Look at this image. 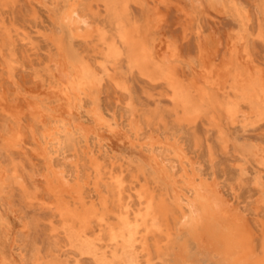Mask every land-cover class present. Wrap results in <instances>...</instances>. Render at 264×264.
<instances>
[{"label":"rangeland","instance_id":"1","mask_svg":"<svg viewBox=\"0 0 264 264\" xmlns=\"http://www.w3.org/2000/svg\"><path fill=\"white\" fill-rule=\"evenodd\" d=\"M65 1L0 0V171L9 176L2 177L0 182V263L130 264L133 260V264H227L216 253L217 245L205 234L195 240L186 230L174 227L172 218L168 237L167 232L154 238L152 234L146 235L144 229L140 230V235L146 237L144 248L136 241L128 250L122 248L124 240L119 238L117 244L110 240L109 230L121 229L116 216L117 199L111 192L116 183L108 173L112 163L121 166L115 167L113 173L123 176L124 201L133 212L145 210V200L140 204L137 197L140 192L145 196L154 191L157 200L169 199L171 194L166 179L155 171L158 166L151 165L155 154L145 150L143 140L133 141L134 136L128 131L130 122L139 124L141 137L162 139L169 133L177 135V146L183 147L195 171L207 175L208 182H214L231 207L236 208L228 210L235 219L241 218L239 221L252 232L259 249L264 234V117H255L256 107L246 99V93L230 83L234 64L227 44L242 39L240 47L248 54L253 76L264 85L262 0H215L214 6L208 0H69L76 1L79 14L90 25L84 28L80 24L82 37L76 36L79 24H73L71 37L66 26L57 21ZM125 36L145 40L153 56L164 45L163 49L169 51L168 61L161 67L153 64L154 68L147 71L139 67L123 42ZM156 45L161 46L156 48ZM70 46L76 58L93 72L96 70V78H100H95L96 92L82 96L84 109L80 112V121L89 125L86 105L93 103L117 125L111 126V134L103 130L102 146L94 144L91 137L85 147L83 140L75 137L74 143H79L76 149L52 154L49 167L36 155V139L47 117L43 114L39 123L35 116L40 110L33 113L31 105L41 102L54 108L59 103L53 91L57 81L53 61ZM200 52H206L204 57L212 60L207 66L209 74L201 70ZM101 66L107 67L104 70ZM215 71L221 72L217 74L219 78ZM226 74L228 80L224 78ZM221 78L228 81V85L224 84L227 89L222 87ZM195 86L204 88L205 95ZM183 89L190 102L193 101L191 104L199 108V114L192 111L196 117L188 125H180L178 121L184 110ZM232 104L242 114L233 126L226 117V110ZM89 152L104 160L108 169L102 168L96 173L91 167ZM166 160L172 161L177 173L180 172L173 155ZM61 175L68 179L67 185L60 184ZM70 187L82 189L86 207L93 201L98 214L106 210L105 219L110 226H100L93 218L86 237H72L61 213L54 208L59 203L74 207L67 194ZM75 208L78 213L83 210L80 205ZM79 225L74 222L75 231L80 229ZM156 242L161 246L158 251ZM127 250L132 254H125ZM92 252H96L97 258L94 259Z\"/></svg>","mask_w":264,"mask_h":264},{"label":"bare ground","instance_id":"2","mask_svg":"<svg viewBox=\"0 0 264 264\" xmlns=\"http://www.w3.org/2000/svg\"><path fill=\"white\" fill-rule=\"evenodd\" d=\"M214 1L215 0H208V3L211 6H214L215 5ZM77 7H78V4L76 3V1L71 2L69 0H66L63 8L61 9V11L59 12L58 17H57V21L60 24H64L66 26V29L69 32V34H71V37H73V35H74L73 34V24H75V23L79 24V27L77 30L78 33L76 35L78 37H82V35L79 34L82 32L81 28H80V24H83L84 28L90 27V25L88 24L85 17L83 15L79 14ZM261 11H262V15L264 16V0H262V10ZM236 16H238V14ZM249 19H250V17H249ZM263 19H264V17H263ZM66 29H64V30L66 31ZM148 31H149V29H148ZM197 33H198V31H197ZM150 36H152V35H150ZM242 37H244V36H242ZM137 38L134 36H125L123 42H124V44H126L128 46L131 58L135 60V62L139 65V67H141L147 71L149 69L154 68L153 64H155V66L157 65V66L161 67V66H163V63H166L168 61L169 56H168L167 52H169V51H166V49H163L164 45H163V47L160 45L162 49L157 50V52L153 56V54L151 53V51L149 50V48L147 46V42L145 40L138 41ZM139 39H140V37H139ZM241 40L242 39H238L236 42L233 41V42L227 44V49L230 53V59L231 60L233 59L231 61V63L234 64V66H232V73H231V75H229V76H231V77H229V78H231L230 83L235 84L236 85V87L234 86L235 88L239 89L240 91L243 90L244 91L243 93H246L245 94L246 99L253 105V107H256L255 108V114H256L255 117L262 118V117H264V85L261 84L260 80L256 81L258 78L257 79L254 78L253 70L248 63L249 60L247 59L248 57L246 56L248 54L246 53L245 50H242V47H240V46H242L239 43ZM55 41H56V39H55ZM159 47H157V45H156V48H159ZM72 48L73 47L70 46L67 51H64V53H60L59 58L57 60L54 59V61H53V63H54V67H53L54 71L53 72H55V76L57 79L56 83H54V86H53L54 90L53 91H55L56 95H58L57 98H58L59 103L57 104V106L54 108H51V106H49V104H43L41 102L35 103V105H33V106L31 105L33 113L35 110H40V114L36 113L37 115L35 116V118L37 119V121L39 123L42 122V118L44 117V115L47 117V120L45 121V123L42 124L44 128L42 129V132L39 134V137L36 139V145L38 146V152L36 155H37V157H41L47 163V166H49V167L52 166V164H51L53 161L52 154L57 155L61 152L64 153L66 150H69L72 147L74 149H76V147H77L76 144H79V143H74L75 137L81 138L83 140V143H84L83 145H85V147H88L86 144H88V140L91 137L93 138L94 144L97 143L98 145H101L102 141H104L102 139L103 133H104L103 130H105L106 132L111 134L112 133V127L111 126L117 125L115 122L113 124L111 121H109L105 117V115H102L101 111L93 103L91 105L90 104L86 105L88 109L85 111V113L89 118V125H87L86 123L84 124L80 121V119H81L80 112H81V110L84 109V105L82 104V96H86V97L91 96L93 93L96 92V87H95V83L97 82V81L95 82V78H96L95 71L96 70L93 72L92 68H91L92 69L91 70L90 67H88L84 62H82L80 59H77L76 56L72 52ZM151 50H152V47H151ZM199 54H200L201 70H203L202 72L206 71L205 73L209 74L210 72L207 69L209 67H207V66H208V63L211 62L212 60L206 58L207 57L206 52L205 53L200 52ZM204 55L206 57H204ZM171 59H173V58H171ZM212 59L215 60L214 58H212ZM222 62H223V60H222ZM228 63L230 64V62H228ZM215 64H216V62H215ZM211 65H213V64H211ZM166 66L168 67L167 64H166ZM106 67H104V68H106ZM211 67H213V66H211ZM175 69H174V71H176ZM166 70H169V69L166 68ZM211 71H212V69H211ZM226 71H225V73H227ZM215 72H216V75L217 74L220 75V73H221V72L217 73V71H215ZM105 73H106V71H105ZM174 73H176V72H174ZM258 73H261V71ZM172 74H170V75H172ZM223 74H221V75H223ZM214 75H215V73H214ZM225 76H227V74L224 75V78H226ZM205 77H206V75H205ZM212 77H214L213 73H212ZM216 77L219 78L218 75ZM202 78H200V79H202ZM227 78H228V76H227ZM98 79H100V78H98ZM156 79H158V78H156ZM171 79L172 78L170 77L169 80H171ZM226 79H222V81H220V79H217L223 84L222 87H224V88H226V86L224 84L228 85V83H226V82H228L227 81L228 79L227 80ZM165 80H167V79H165ZM180 81H183V80H180ZM98 82H100V81H98ZM201 82H202V80H201ZM204 82H205V80H204ZM174 83H175V80H174ZM176 84H178V83H176ZM178 87H180V84ZM199 87H196V88L200 91L202 90V93H200V94L205 95L203 92L204 88H199ZM220 87H221V84H220ZM180 88H179V90H177L179 94L181 93V90H182V89L180 90ZM185 89L188 91V95H189L188 88H185ZM193 89L195 91V88H193ZM207 89H209V88L207 87ZM186 90H184L182 92V95H181V102L183 103L182 106H184V110L178 118L180 125L181 124H187L188 125V124L194 122L196 116H194L193 112H195L196 114H199L198 106H196V104H191L193 101L191 100L192 102H190V100L188 99L189 97L186 96V94H187ZM195 92L198 93L197 90ZM211 92H213V91L211 90ZM213 94H214V92H213ZM240 94H241V92H240ZM204 98H205V96H204ZM97 99L98 98H96V101H97ZM244 101H246V100H244ZM219 102H220V100H219ZM130 105H131V103H130ZM231 106L234 108L229 107L226 110V117L229 121H231L232 124L231 123L230 124L233 126V124H238V119H240L242 114L240 112L241 110L240 111L238 110L240 108H236L233 104ZM220 110L222 111V113H225V111L222 110L221 108H220ZM35 112H37V111H35ZM200 114H201V112H200ZM210 120H212V119H210ZM147 122H148L147 125H149L150 120H148ZM151 123H152V121H151ZM244 123H246V121ZM140 129H141V127H139V124H136L133 122L129 123V130L128 131L130 132V135L133 134V136H134L133 141H135L137 143L138 141L143 140V143H141V144L145 146L144 147L145 150L147 152H149L150 154H155V156L151 157V159H152L151 161L153 162V164H151V165L158 166L155 168V171H158L159 176L162 175V177L166 179L165 180L166 186L169 187L170 192H171L170 196H168L170 198L169 199L160 198V200H157V199H155V196L153 194L154 191H149V193L146 194L145 196H142L141 195L142 193L140 192V194H138L137 197L140 200V204L143 203L142 200H145V203H146V206H144L145 210L143 212L138 213L139 210L137 209V212L134 211L135 212L134 213L133 210H131L130 206H128L127 201L126 202L124 201V200H126V198H125L126 196L124 197L126 187L123 186V181H122L124 179L123 176L121 174L113 173V170L115 169V167L120 168L121 166L119 167V165H116L117 163H112L111 166L108 167L109 168L108 169V168H106L108 165L107 166L104 165L106 163V162H104V160H101V158H98L96 155H94V153L92 154V152H89L92 154V156H90V157L88 156V157L90 158L91 167L94 169V171H96V173H100V169H102V168H106V169L110 170L108 173L111 177V180L112 181L114 180L113 182L116 183V185L114 186L113 190H111V192L114 193V196L117 199L116 216L119 218L118 220H120L121 229H119V231L117 232L111 228L109 230L110 240L114 241L116 244L118 243L119 238L124 240L122 242V244H123L122 248L128 249V250L134 247V243L136 241H138L140 243V245L142 246V248H144V245L146 244V237L143 235H140V230L144 229L146 231V233H145L146 235L152 234L154 236V238L158 237L157 236L158 234H165L167 232L166 235L168 237L170 235V233H169V220L172 218L173 222H174V227L178 226V229L186 230V232L188 234L195 237V240H196V237L198 238L201 235L205 234V236L207 238H209L212 242H214L217 245L216 249L217 248H219V249L216 250L217 251L216 253L222 257V259L225 263H227V264H264V234L261 236L260 246L258 249L255 246L256 243L254 244L252 232L247 228L246 225H244L242 223V221H239L241 218L237 220L231 214L232 212L231 211H230L231 213L229 212L228 208L231 207L232 204H230L229 201L224 198V196L222 195L223 192L220 193L218 191L219 188L217 190V188L214 186L215 185L214 182L213 183L208 182L209 177L207 175H202L199 171H195V168L193 167L192 162L190 163L189 159L186 158V154L183 151V147H180V145L177 146L178 145L177 140L179 137L177 135H174V133H169L170 135L169 134L165 135L162 139H159V137H157V138L153 137L152 138L151 136L141 137V135L138 134ZM163 152H164V154H161ZM171 155H173L174 163H178V166H179L178 170L180 171L179 173H177V171H176L177 170L176 166L171 163L172 161L167 162V160H166ZM161 156H164V158H161ZM239 170H240V172L242 171L241 169H239ZM87 173H88V171H87ZM63 176L59 178L60 184H62V186L67 185V183H68V181H67L68 179L65 180V178H63ZM2 177L8 178L9 176L4 175V173L0 171V182H1ZM77 177H78V175H77ZM89 178H88V180H89ZM86 182H88V181H86ZM98 182H99V180H98ZM88 184H89V182H88ZM0 188H1V185H0ZM99 188H100L99 186H96V189H99ZM68 189H66V190H68ZM70 189L71 190L67 191V194H68L69 198L72 199V204L74 206L73 208H71L70 207L71 205H68V204L61 205L59 203L57 205H54V204L53 205H54V208H56L61 213V215L64 219V224L67 225L68 230L70 232V235H72V237L77 238V239H80L82 237H86L85 232L91 226V220L93 218L95 219V221L97 220V222L100 226H102L103 224H105V226H110V223H108L105 219L106 210L103 211L102 214L99 212V214H100L99 215L97 212L99 210L95 208V205H93V201H91V203H90L91 205H88L86 207L87 201H85V198L83 197L84 193H83L81 188H71L70 187ZM143 190H146V188ZM64 191H65V189L63 190V192ZM61 192H62V189H61ZM108 192H109V189H108ZM129 192H131V191L129 190ZM98 193L100 194L99 196L103 195V192H101V191ZM136 193H138V192H136ZM64 196H66V195H64ZM68 196H66V197H68ZM130 197H131V195L127 196V198H129V199H130ZM57 200H58V198H57ZM105 201H106V199L103 198V204L104 205H106ZM58 202H60V200H58ZM77 205L82 206L83 210L81 208V210H82L81 213L77 212V208H75ZM106 209H108V207ZM234 209H236V208H234ZM234 209L232 208L230 210L234 211ZM113 210H112V212H113ZM235 211H238V210H235ZM79 212H80V210H79ZM75 221L78 224H80L79 225L80 229L78 231L74 230L73 225H74ZM170 222H172V220ZM112 227H113V225H112ZM188 237L191 238L190 236H188ZM158 238H160V237H158ZM71 239H73V238H71ZM125 242H127V243L125 244ZM158 243L159 242L155 243V248L157 251L160 250V247H161V246L159 247ZM128 250L125 254L131 255L132 254L131 251H128ZM92 256L94 257V259L97 258L96 252H92ZM133 262H134L133 260L129 261L130 264H133ZM113 263H115V262H113ZM0 264H2V263H0ZM97 264H98V262H97Z\"/></svg>","mask_w":264,"mask_h":264}]
</instances>
